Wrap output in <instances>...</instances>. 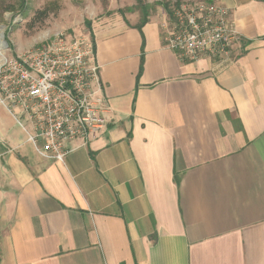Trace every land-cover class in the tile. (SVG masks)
Instances as JSON below:
<instances>
[{
    "label": "crops",
    "instance_id": "crops-1",
    "mask_svg": "<svg viewBox=\"0 0 264 264\" xmlns=\"http://www.w3.org/2000/svg\"><path fill=\"white\" fill-rule=\"evenodd\" d=\"M215 1L223 60L168 49L162 6L90 23L107 124L62 162L0 105V264H264V0Z\"/></svg>",
    "mask_w": 264,
    "mask_h": 264
},
{
    "label": "built area",
    "instance_id": "built-area-1",
    "mask_svg": "<svg viewBox=\"0 0 264 264\" xmlns=\"http://www.w3.org/2000/svg\"><path fill=\"white\" fill-rule=\"evenodd\" d=\"M161 27L164 45L183 59H228L237 39L227 7L215 0H183ZM0 105L43 159L62 162L67 142L96 139L107 120L92 39L59 31L32 50L11 53L2 35Z\"/></svg>",
    "mask_w": 264,
    "mask_h": 264
},
{
    "label": "rangeland",
    "instance_id": "rangeland-1",
    "mask_svg": "<svg viewBox=\"0 0 264 264\" xmlns=\"http://www.w3.org/2000/svg\"><path fill=\"white\" fill-rule=\"evenodd\" d=\"M181 1L142 0L152 7L149 14L159 11L158 3L173 8ZM120 12L130 19L141 18L137 0H1L0 31L11 53L26 52L59 31L68 36L86 34L100 15Z\"/></svg>",
    "mask_w": 264,
    "mask_h": 264
},
{
    "label": "trees",
    "instance_id": "trees-1",
    "mask_svg": "<svg viewBox=\"0 0 264 264\" xmlns=\"http://www.w3.org/2000/svg\"><path fill=\"white\" fill-rule=\"evenodd\" d=\"M137 2H138L139 10L141 12V18L138 23V26H140L147 21V17L149 15V9L152 7H150L148 4H144L142 0H137ZM158 5H161L164 8V10L167 12V14H170L171 8L169 7V3H158ZM6 9H8V6ZM85 22L89 25L88 21L85 20Z\"/></svg>",
    "mask_w": 264,
    "mask_h": 264
},
{
    "label": "bare ground",
    "instance_id": "bare-ground-1",
    "mask_svg": "<svg viewBox=\"0 0 264 264\" xmlns=\"http://www.w3.org/2000/svg\"><path fill=\"white\" fill-rule=\"evenodd\" d=\"M2 37L1 31H0V38Z\"/></svg>",
    "mask_w": 264,
    "mask_h": 264
}]
</instances>
